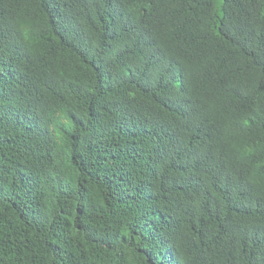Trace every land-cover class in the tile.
Here are the masks:
<instances>
[{
    "label": "trees",
    "instance_id": "trees-1",
    "mask_svg": "<svg viewBox=\"0 0 264 264\" xmlns=\"http://www.w3.org/2000/svg\"><path fill=\"white\" fill-rule=\"evenodd\" d=\"M0 264H264V0H0Z\"/></svg>",
    "mask_w": 264,
    "mask_h": 264
}]
</instances>
